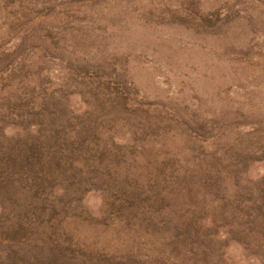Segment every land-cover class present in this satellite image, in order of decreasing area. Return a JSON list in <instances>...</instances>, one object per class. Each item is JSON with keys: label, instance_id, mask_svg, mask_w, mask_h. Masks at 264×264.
Instances as JSON below:
<instances>
[{"label": "rangeland", "instance_id": "obj_1", "mask_svg": "<svg viewBox=\"0 0 264 264\" xmlns=\"http://www.w3.org/2000/svg\"><path fill=\"white\" fill-rule=\"evenodd\" d=\"M0 264H264V0H0Z\"/></svg>", "mask_w": 264, "mask_h": 264}]
</instances>
